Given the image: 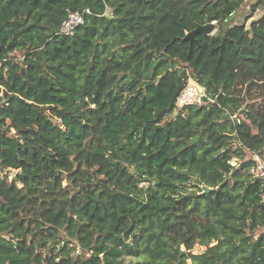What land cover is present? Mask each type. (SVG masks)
<instances>
[{
  "label": "trees",
  "instance_id": "1",
  "mask_svg": "<svg viewBox=\"0 0 264 264\" xmlns=\"http://www.w3.org/2000/svg\"><path fill=\"white\" fill-rule=\"evenodd\" d=\"M245 2L0 0V264H264V0ZM189 79L213 101L170 107Z\"/></svg>",
  "mask_w": 264,
  "mask_h": 264
},
{
  "label": "built area",
  "instance_id": "2",
  "mask_svg": "<svg viewBox=\"0 0 264 264\" xmlns=\"http://www.w3.org/2000/svg\"><path fill=\"white\" fill-rule=\"evenodd\" d=\"M89 13L88 9L84 11H68L65 19L61 22L59 32L64 35H72L77 26L84 22L85 14ZM198 83L189 79L176 97L175 105L180 107L183 105L194 104L197 106H202L208 102H212L213 99L206 97L204 90L200 92L197 88ZM231 117L239 123V119L236 114H231ZM255 163L250 168V173L255 177H260L264 180V160H262L258 155L253 156ZM231 164H236L235 159L230 161ZM79 253V251H77Z\"/></svg>",
  "mask_w": 264,
  "mask_h": 264
},
{
  "label": "water",
  "instance_id": "3",
  "mask_svg": "<svg viewBox=\"0 0 264 264\" xmlns=\"http://www.w3.org/2000/svg\"><path fill=\"white\" fill-rule=\"evenodd\" d=\"M214 29H215V22H211V23H208V24H205V25H196V27L194 28V30L186 33L185 35V39H188L190 41H194V35L198 32H203L205 34H212L214 32ZM184 85H180L177 90L174 92V94L172 95L171 97V100H170V107L174 106L175 105V102H176V97L177 95L179 94V92L181 91V89L183 88ZM198 90L200 92L203 91V88L197 84L196 85ZM209 189L204 187V191L207 192Z\"/></svg>",
  "mask_w": 264,
  "mask_h": 264
},
{
  "label": "rangeland",
  "instance_id": "4",
  "mask_svg": "<svg viewBox=\"0 0 264 264\" xmlns=\"http://www.w3.org/2000/svg\"><path fill=\"white\" fill-rule=\"evenodd\" d=\"M252 1H253V0H246L245 4L243 5V7H242V9H241V13L245 12V11L248 9V6H247V5H248L250 2H252ZM263 12H264V10H259V11L253 16V19H254V18H257V17H258L259 15H261V13H263ZM251 19H252V18H251ZM251 19H250V20H251ZM250 20L247 22V24H249ZM174 106H176V105H174ZM232 165H235V164H232ZM126 241L128 242V239H127V238H126ZM212 244H214V242H212L211 245H212ZM205 249H206V247H205L204 245H201V244L196 243L195 246H194V248H193V250H192V252L195 253V254H198V253H202ZM77 251L80 252L79 247H76L74 253H75V254H79V253H77ZM181 251H184V249L181 248ZM188 263H190V261H188Z\"/></svg>",
  "mask_w": 264,
  "mask_h": 264
}]
</instances>
